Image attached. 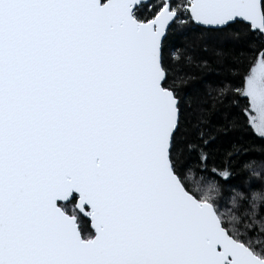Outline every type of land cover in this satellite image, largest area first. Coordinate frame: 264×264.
I'll list each match as a JSON object with an SVG mask.
<instances>
[{"label":"snow or ice","instance_id":"6c2138e0","mask_svg":"<svg viewBox=\"0 0 264 264\" xmlns=\"http://www.w3.org/2000/svg\"><path fill=\"white\" fill-rule=\"evenodd\" d=\"M0 264H264V0H0Z\"/></svg>","mask_w":264,"mask_h":264},{"label":"trees","instance_id":"16d2710c","mask_svg":"<svg viewBox=\"0 0 264 264\" xmlns=\"http://www.w3.org/2000/svg\"><path fill=\"white\" fill-rule=\"evenodd\" d=\"M184 71L187 75H190V76L195 77L197 79H199L201 77V75H203V73L199 69H185ZM232 138L233 137H228L227 139H232ZM244 139H245V142L248 141V138H244ZM251 140L256 141L257 144L259 143V141L256 140V137H254V136L251 137ZM249 147L252 148L253 145L250 144Z\"/></svg>","mask_w":264,"mask_h":264}]
</instances>
